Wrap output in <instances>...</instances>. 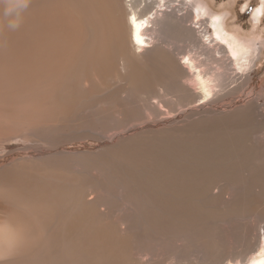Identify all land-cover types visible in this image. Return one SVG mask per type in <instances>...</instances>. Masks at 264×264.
Returning a JSON list of instances; mask_svg holds the SVG:
<instances>
[{
	"label": "rangeland",
	"instance_id": "obj_1",
	"mask_svg": "<svg viewBox=\"0 0 264 264\" xmlns=\"http://www.w3.org/2000/svg\"><path fill=\"white\" fill-rule=\"evenodd\" d=\"M44 1L27 0L33 3L25 13ZM116 1L124 11L128 0ZM7 2L0 0V46L6 48L1 56L15 54L16 65L0 68V95L48 79L23 63L26 23L22 32H13L10 20L2 17ZM193 2L205 16H216L226 33L244 45L247 75L238 76L234 91L218 94L207 107L193 104L198 97L179 91L180 86L187 89L190 85L185 84L188 73L179 52L174 51H189L190 47L176 19L169 17L168 41L177 46L171 49L162 44L161 53L140 54L135 47L124 52L117 63L118 73L114 67L108 83L109 89L119 93L107 87L98 91L93 81L99 80L103 70L97 60L89 59L84 74L92 81L80 84L81 101L74 111L55 110L54 119L41 118L43 122L36 125L16 116L5 119L9 122L1 120L0 192L20 190L30 181L45 179L42 167L59 169L68 164L75 176L89 182L86 194L104 197L103 214H95L101 219L96 226L109 230L112 246L104 247L95 235L76 233L66 237L64 232L52 240V231L59 225L89 226L88 215L81 214V220L66 217L70 210L75 212L73 206L64 207L43 236L39 224L30 223L29 236L26 214L14 215L7 208L14 205L0 196V264H13L11 260L18 257L26 258L18 264H258L264 259V0ZM258 9L263 12L257 13ZM12 63L8 59L6 65ZM226 70L232 72V67L226 64ZM140 72L142 82L137 78ZM164 89H171L166 91L171 98H160ZM207 108L226 115L212 117ZM202 114L207 118L202 120L204 125L195 123ZM189 124L193 126L187 129ZM208 125L214 134L204 132ZM197 130L207 143L229 145L231 151L208 152L209 147L196 139ZM188 144L203 149L182 147ZM164 168L169 175L162 174ZM21 170L25 172L18 173ZM133 181L146 189L139 190ZM100 182L105 183L101 189ZM204 186L211 194L192 200L194 209L187 191L203 193ZM199 208L203 210L200 214ZM98 242L101 245L95 246ZM121 243L126 245L125 253L117 256L113 251Z\"/></svg>",
	"mask_w": 264,
	"mask_h": 264
},
{
	"label": "bare ground",
	"instance_id": "obj_2",
	"mask_svg": "<svg viewBox=\"0 0 264 264\" xmlns=\"http://www.w3.org/2000/svg\"><path fill=\"white\" fill-rule=\"evenodd\" d=\"M79 2H83V7L78 4L77 0H45L39 6L27 10L26 13L24 9L19 13V26L14 28L13 32L15 34L22 32V25L26 23V47L22 49L26 52L21 53V59L26 67L48 79L43 80L42 83H32L29 87L22 86L19 92L12 91L0 95L1 127V120L9 122L5 119L13 116H16V119H28L29 125H36L54 119L53 111L55 110L74 111V107L78 106L81 101L80 84L84 81H92L88 75L84 74L89 59L97 60L101 64L103 71L99 75V80L93 81L101 93L104 87L109 89L110 73L114 67L115 73H118L119 57L132 47H135L136 53L140 54H146L151 50L161 53L160 46L162 44L174 49L177 44L168 41V32L171 26L168 22L169 17L176 19L178 31H184L183 41L190 47L189 51L178 48H175L174 51L179 52L181 64L188 73L185 84L193 86V88L188 86L187 89L180 86L179 91L184 95L191 93L194 95L193 99L198 97L199 99L193 104L207 107L218 94L231 91V89L234 91L237 87L234 83L238 81V76L247 75L245 67L248 65H245L247 62L245 64L243 62L248 54L242 53L245 50L243 49L244 45L242 46L234 35L226 33L224 27L217 23L216 16H205L202 7L193 0H128L124 11L116 0H87V2L79 0ZM27 3L32 4L33 2ZM261 12L263 11L258 9L257 13ZM2 17L9 20L14 18L6 15L5 12ZM188 23L191 25L187 26ZM199 29L204 34L197 32ZM5 34L6 32L2 33V35ZM197 34L199 35L197 36ZM5 49L0 46L1 69L16 65L15 54L8 52V57L1 56L5 53ZM8 59L13 63L6 65ZM226 64L232 67V72H227ZM183 68L181 67L182 72ZM137 78L142 82L144 74L138 73ZM243 81H249V78ZM46 84L48 86L45 89L34 91ZM109 90L112 93H119L118 89ZM166 91L171 92V89H164L162 97L160 96L161 99L169 97ZM101 97L104 96L101 94ZM199 100H201L200 104L197 103ZM250 105L253 106L252 103ZM119 106L120 103L114 108L117 109ZM207 111L212 117L213 114L215 117L226 115L214 113L209 108ZM205 118L204 114L198 115L195 123L200 121L202 123ZM203 125L197 126L203 127ZM191 126L193 124H189L187 129ZM208 127L209 125L204 127V132L209 135L214 134ZM197 131L196 139L202 140L209 147V149L205 147L208 152L221 154L231 151L229 145L207 143V139H203L204 136L199 130ZM174 137L176 138V135ZM182 147L189 151L191 149L198 151L192 144ZM154 168L156 169V167ZM28 170L29 167L26 166V173ZM67 170H69L68 175H66ZM22 172L25 170L18 173ZM41 172L45 179L30 181L20 190L0 192V196L6 199L4 201L7 204L14 205V208L7 207L9 210H14V215L26 214V219L29 222L26 225L28 235L30 236L32 229L30 223L37 222L41 230L40 236H43L44 231L50 230V223L57 214L64 207L73 206L72 209L75 212L70 210L66 217L81 220V214L88 215L89 226L80 228L59 225L52 231V240H58L64 232H66V237H70L72 233L82 237L95 235L97 238H101L104 247L111 249L109 230L96 226L100 225L101 219L95 214H103L100 211V205L104 197L99 194L93 197L90 192L86 194L89 182L75 176L74 169L68 164H62L59 169L42 167ZM162 174L165 176L170 172L164 168ZM133 182L139 190L143 187L144 190L146 189L143 184H139L137 181ZM104 186L105 183L100 182L99 189ZM206 189L205 186L202 188L205 191L203 193L198 189H190L187 191L188 198L190 201L206 198L211 194V191ZM194 204L195 202L192 201L191 206L195 209ZM202 211L199 208L198 214ZM101 243H95V246H100ZM72 246L81 247L80 245ZM125 246V243H121L119 249L113 252L117 256H123ZM22 258L18 257L11 261L13 264L26 261V258ZM228 264L234 263L230 261ZM258 264H264V259L258 261Z\"/></svg>",
	"mask_w": 264,
	"mask_h": 264
},
{
	"label": "clouds",
	"instance_id": "obj_3",
	"mask_svg": "<svg viewBox=\"0 0 264 264\" xmlns=\"http://www.w3.org/2000/svg\"><path fill=\"white\" fill-rule=\"evenodd\" d=\"M27 6V0H9L5 14L14 17L10 20L9 27L14 29L19 26V13Z\"/></svg>",
	"mask_w": 264,
	"mask_h": 264
}]
</instances>
